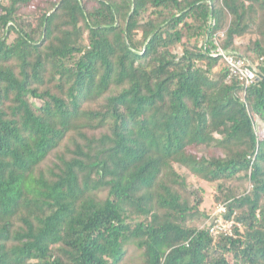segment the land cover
<instances>
[{
	"label": "trees",
	"instance_id": "obj_1",
	"mask_svg": "<svg viewBox=\"0 0 264 264\" xmlns=\"http://www.w3.org/2000/svg\"><path fill=\"white\" fill-rule=\"evenodd\" d=\"M259 127L264 0H0V264H264Z\"/></svg>",
	"mask_w": 264,
	"mask_h": 264
},
{
	"label": "built area",
	"instance_id": "obj_2",
	"mask_svg": "<svg viewBox=\"0 0 264 264\" xmlns=\"http://www.w3.org/2000/svg\"><path fill=\"white\" fill-rule=\"evenodd\" d=\"M225 31H218L213 35L214 48L210 51V55L213 57H219L220 61L226 66L228 70V78H237L243 88L244 92L251 86L258 78L257 67L249 62L244 56L237 54L235 51L226 49L221 43V39L224 37ZM258 121V116L256 117ZM218 209L215 214H210V217L216 216L215 224L211 227V232L215 234L220 231H229L234 220L222 219V214L227 211L226 203H218Z\"/></svg>",
	"mask_w": 264,
	"mask_h": 264
},
{
	"label": "rangeland",
	"instance_id": "obj_3",
	"mask_svg": "<svg viewBox=\"0 0 264 264\" xmlns=\"http://www.w3.org/2000/svg\"><path fill=\"white\" fill-rule=\"evenodd\" d=\"M247 40V37L243 39ZM180 50V49H179ZM264 127H259L261 129ZM189 182L191 187H202L204 189V202L201 205V210L206 213V218L199 222L200 227L208 226L210 222V214H215L218 209V200H216V188L212 183L203 181L194 175H190ZM209 217V218H208ZM208 218V219H207ZM144 254L142 249L136 246H129L128 252L120 264H144Z\"/></svg>",
	"mask_w": 264,
	"mask_h": 264
}]
</instances>
